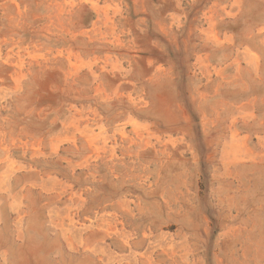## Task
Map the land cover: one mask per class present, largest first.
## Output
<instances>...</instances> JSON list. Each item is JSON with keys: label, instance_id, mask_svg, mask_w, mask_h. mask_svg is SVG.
I'll return each instance as SVG.
<instances>
[{"label": "rangeland", "instance_id": "rangeland-1", "mask_svg": "<svg viewBox=\"0 0 264 264\" xmlns=\"http://www.w3.org/2000/svg\"><path fill=\"white\" fill-rule=\"evenodd\" d=\"M0 264H264V0H0Z\"/></svg>", "mask_w": 264, "mask_h": 264}]
</instances>
